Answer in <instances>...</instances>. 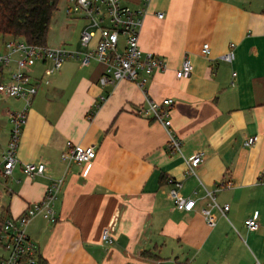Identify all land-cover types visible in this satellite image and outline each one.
Masks as SVG:
<instances>
[{
  "label": "crops",
  "instance_id": "0c3cea01",
  "mask_svg": "<svg viewBox=\"0 0 264 264\" xmlns=\"http://www.w3.org/2000/svg\"><path fill=\"white\" fill-rule=\"evenodd\" d=\"M125 4L147 8L139 47L162 57L167 68L156 70L144 88L128 80L102 86L101 63L69 59L44 81L27 113L17 158L44 162L47 171L29 177L19 164L8 178L0 175V223L40 202L51 181L64 177L54 206L57 222L38 215L26 228L40 247V264H264V0ZM78 20L57 19L46 44L83 50L85 25L76 38L71 33ZM10 38L1 37L0 52ZM230 43L235 59L228 63L220 56ZM204 44L209 55L202 53ZM185 56L194 69L178 79ZM48 66L35 65L32 76L41 78ZM147 98L174 99L171 129L182 154L169 151L162 124L136 113ZM20 103L13 100L0 119V154L11 130L8 111ZM250 137L257 140L246 145ZM68 141L97 148L88 168L62 160ZM196 153L205 160L194 176L185 159ZM169 178L196 201L193 210L174 207ZM223 180L232 188L216 190ZM204 187L230 206L226 216L212 210L213 227L201 212L210 202ZM254 213L260 226L250 231L245 220ZM224 220L231 227L224 229ZM104 228L112 233L110 245L102 242Z\"/></svg>",
  "mask_w": 264,
  "mask_h": 264
},
{
  "label": "built area",
  "instance_id": "2783aa9c",
  "mask_svg": "<svg viewBox=\"0 0 264 264\" xmlns=\"http://www.w3.org/2000/svg\"><path fill=\"white\" fill-rule=\"evenodd\" d=\"M148 1V0H146ZM147 8H132L123 0H67L65 13L71 18H82L86 24L80 35L83 50L71 49L64 46L52 47L29 43L22 38H11L4 42L6 51L0 52V72L7 75L6 81L0 82V96L4 99L20 101L17 109L9 110L11 130L4 151L0 154V175L9 177L13 169L21 164L23 174L29 177L43 176L47 171L44 162H22L17 158L27 113L37 95L40 85L50 76L58 72L69 59H77L84 66L93 60L101 63L104 69L98 79L100 85H115L117 82L128 80L144 88L153 73L167 68L166 61L153 53H145L139 47V35L143 26ZM163 17V13H158ZM235 43H230L226 53L220 59L231 63L235 59ZM204 55L210 54V46L202 47ZM49 64L44 69L41 78H34L32 72L37 64ZM194 69L193 63L185 56L180 68L176 71L178 79L190 77ZM236 73H233L235 76ZM104 99V97H103ZM175 101L166 98L162 101L147 98L146 106L139 108L136 113L162 124L169 133L167 148L171 153L182 154V141L172 131L171 110ZM256 137H250L246 145H253ZM97 155L94 145L83 146L67 142V150L61 158L68 164L77 163L87 166L93 163ZM205 160L204 153H196L185 159L187 173L196 176V168ZM64 177L54 179L47 186L44 198L33 207H28L17 217H8L0 225V264H40V247L27 234V225L38 215H42L49 223L54 224L58 218L54 211L55 203L64 184ZM172 185L170 195L174 207L179 211H191L195 200L184 197L180 192L181 182L169 178ZM230 180H223L216 190L232 188ZM209 204L201 212L210 227L216 225L213 209L226 216L230 206L228 203L219 204L215 192L204 187ZM245 226L250 231L258 230L260 223L258 213L245 220ZM102 242H114L109 228L101 233Z\"/></svg>",
  "mask_w": 264,
  "mask_h": 264
},
{
  "label": "trees",
  "instance_id": "16d2710c",
  "mask_svg": "<svg viewBox=\"0 0 264 264\" xmlns=\"http://www.w3.org/2000/svg\"><path fill=\"white\" fill-rule=\"evenodd\" d=\"M59 2L60 0H0V35L47 45L51 19Z\"/></svg>",
  "mask_w": 264,
  "mask_h": 264
},
{
  "label": "rangeland",
  "instance_id": "374dc122",
  "mask_svg": "<svg viewBox=\"0 0 264 264\" xmlns=\"http://www.w3.org/2000/svg\"><path fill=\"white\" fill-rule=\"evenodd\" d=\"M129 0H123V2H128ZM67 4V0H60V2H59V4H58V8H57V10L53 13V16H52V21H51V24H50V30L51 29H53V30H58L57 29V27H56V20L57 19H60V20H64V19H74V18H71V17H67V15H66V13L64 12L65 11V8H66V5ZM64 5H66L65 6V8H64V10H63V6ZM79 20H78V23H77V25H75L74 24V22H72V24H71V33L73 34V38H76L77 36H78V32L80 33L81 32V30H82V27L86 24V21L84 20V19H82V18H78ZM73 25H74V27H73ZM72 30H73V32H72ZM1 37H2V35H0V39H1ZM11 37V36H10ZM11 38H14V37H11ZM10 38V39H11ZM23 39V38H22ZM25 40V39H24ZM5 43H3V45H4ZM0 45H1V41H0ZM4 48H5V45H4ZM6 51V48L4 49V51L3 52H5ZM0 74H1V78H2V73L0 72ZM1 82V81H0ZM14 99H6L5 101H4V99L0 96V119L2 118V119H4L5 118V116H4V111H5V109L7 108H9L10 107V105L12 104V101H13ZM6 178H8V177H6ZM3 179H0V181L1 182H3L2 181ZM221 226H223L224 227V229H226V228H228V227H231L230 225H229V223L226 221V220H224L221 224H220ZM28 226V225H27Z\"/></svg>",
  "mask_w": 264,
  "mask_h": 264
}]
</instances>
